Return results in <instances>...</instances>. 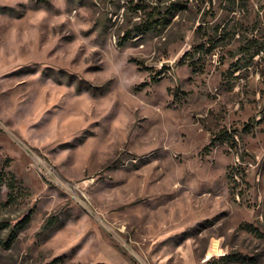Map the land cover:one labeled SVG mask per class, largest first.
<instances>
[{"label":"rangeland","instance_id":"374dc122","mask_svg":"<svg viewBox=\"0 0 264 264\" xmlns=\"http://www.w3.org/2000/svg\"><path fill=\"white\" fill-rule=\"evenodd\" d=\"M0 175V264H264V0H0Z\"/></svg>","mask_w":264,"mask_h":264},{"label":"trees","instance_id":"16d2710c","mask_svg":"<svg viewBox=\"0 0 264 264\" xmlns=\"http://www.w3.org/2000/svg\"><path fill=\"white\" fill-rule=\"evenodd\" d=\"M169 13H173L172 10H169ZM165 23L163 22H159L158 20H155L154 18V15L152 13H149L148 14V18H145L143 19L139 25H137V27L135 28V30H137L138 34H143V33H146V32H151V31H154L156 29H159L161 26H164ZM123 40H126L127 38L123 37L122 38ZM120 45H122L124 42L120 41ZM186 55V54H185ZM184 62V58H181L180 60V63ZM213 144V142L209 145L211 146ZM3 176L0 175V196H1V193H2V187H3ZM8 187L13 190L14 189V184L12 182L8 183L7 184ZM30 219V216H26L24 218V220H22L21 222H19L17 224V227H19L20 225H24L26 224ZM248 228L251 229V231L253 232H256L255 229H252L251 226H247Z\"/></svg>","mask_w":264,"mask_h":264}]
</instances>
